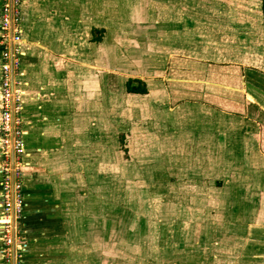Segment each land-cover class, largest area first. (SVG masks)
Segmentation results:
<instances>
[{"label":"rangeland","instance_id":"rangeland-1","mask_svg":"<svg viewBox=\"0 0 264 264\" xmlns=\"http://www.w3.org/2000/svg\"><path fill=\"white\" fill-rule=\"evenodd\" d=\"M94 2L99 14L90 22L105 33L86 52L97 58L105 51L107 88L116 91L127 77L159 81L168 54H209L212 35L231 47L249 30L254 47L264 46L256 31L260 0ZM232 11L242 15L230 18ZM76 36L85 41L86 33ZM150 84L148 95L107 98L104 141L76 145L74 160L64 162L74 188L87 194L74 195L76 205L64 210L67 235L42 241V263L264 264V159L256 131L242 148L224 129L209 143V129H188L161 86Z\"/></svg>","mask_w":264,"mask_h":264},{"label":"crops","instance_id":"crops-1","mask_svg":"<svg viewBox=\"0 0 264 264\" xmlns=\"http://www.w3.org/2000/svg\"><path fill=\"white\" fill-rule=\"evenodd\" d=\"M94 1L22 0L20 4L22 42L16 55L15 78L25 145L21 264H47L42 263L46 258V251L40 248L42 241H57L67 235L70 222L64 210L74 208V195L83 197L84 192L74 188L64 162L74 160L76 145H84L85 150L105 138L107 98L121 97L123 92L130 98L148 95L154 82L161 86L170 111L176 112L173 115H183L181 123L188 129L208 128L205 137L209 143L217 138V131L224 129L231 134V144L242 148L250 144L252 128L257 133L253 140L264 159V46L254 47L249 30L242 43L234 40L236 44L231 47L212 35L214 44L205 46L210 49L206 55L201 52L203 46H198L201 54H168L159 81L148 83L139 78L146 84V93L126 91L125 81L132 77H127L123 85L119 83L116 91L107 88L105 51L97 58L86 52L88 43L99 44L105 33L96 20L90 22L99 14V4ZM1 4L2 0L0 14ZM237 11L227 14L240 17ZM99 30L101 39L94 40ZM83 31L85 41L76 36ZM256 31L264 39L262 16ZM59 33L64 35L59 37ZM223 45L227 46L225 51ZM75 48L83 49V53L79 55ZM227 50H233L236 58H226ZM241 154L246 161L244 150ZM0 264H5L1 242Z\"/></svg>","mask_w":264,"mask_h":264},{"label":"built area","instance_id":"built-area-1","mask_svg":"<svg viewBox=\"0 0 264 264\" xmlns=\"http://www.w3.org/2000/svg\"><path fill=\"white\" fill-rule=\"evenodd\" d=\"M22 0H2L0 14V242L5 264H20L24 240L23 167L25 145L20 90L15 75L22 42L19 12Z\"/></svg>","mask_w":264,"mask_h":264},{"label":"trees","instance_id":"trees-1","mask_svg":"<svg viewBox=\"0 0 264 264\" xmlns=\"http://www.w3.org/2000/svg\"><path fill=\"white\" fill-rule=\"evenodd\" d=\"M260 11L262 15V26H263V31H264V0H260ZM99 31H100V35L93 36L94 40L101 39L102 31L101 30ZM125 89L127 92H132V93H146L147 92L145 82L137 78H128L125 81Z\"/></svg>","mask_w":264,"mask_h":264}]
</instances>
